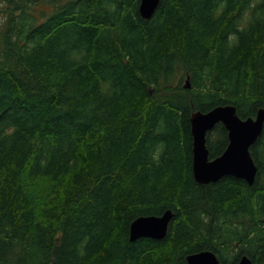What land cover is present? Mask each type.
Here are the masks:
<instances>
[{
  "label": "trees",
  "instance_id": "16d2710c",
  "mask_svg": "<svg viewBox=\"0 0 264 264\" xmlns=\"http://www.w3.org/2000/svg\"><path fill=\"white\" fill-rule=\"evenodd\" d=\"M0 2V264L264 262V131L254 185H203L190 123L264 107V0H161L151 19L140 0ZM207 144L220 156L226 129ZM168 209L165 238L130 241Z\"/></svg>",
  "mask_w": 264,
  "mask_h": 264
},
{
  "label": "water",
  "instance_id": "95a60500",
  "mask_svg": "<svg viewBox=\"0 0 264 264\" xmlns=\"http://www.w3.org/2000/svg\"><path fill=\"white\" fill-rule=\"evenodd\" d=\"M161 0H141L139 12L144 19H150L156 12ZM185 87L190 88L189 78ZM191 133L193 137V169L196 181L202 184L218 182L227 175L245 179L254 185L258 167L252 157L251 147L264 129V107L255 118L242 119L234 105H219L208 112L196 111L191 115ZM219 123L229 131V145L218 158L210 161L207 147V134ZM175 213L168 209L162 215H143L136 218L130 227V241L142 237L163 239ZM188 264H219L215 254L209 251L187 255ZM238 264H252L243 257Z\"/></svg>",
  "mask_w": 264,
  "mask_h": 264
},
{
  "label": "flooded vegetation",
  "instance_id": "af4514ba",
  "mask_svg": "<svg viewBox=\"0 0 264 264\" xmlns=\"http://www.w3.org/2000/svg\"><path fill=\"white\" fill-rule=\"evenodd\" d=\"M217 127V126H216ZM225 129H226V131H227V133H228V139H229V131H228V129L225 127V126H223ZM215 130V129H214ZM213 130V131H214ZM212 131V132H213ZM259 139V138H258ZM257 139V140H258ZM252 149V148H251ZM218 157V156H217ZM216 157H214V158H211L212 160L213 159H215ZM228 176H232V177H234V178H237V179H243V178H238V177H236V176H233V175H227V176H225V177H228ZM224 177V178H225ZM243 180H245V179H243ZM246 181V180H245ZM216 183V182H215ZM215 183H211V184H215ZM261 249V248H260ZM215 253V252H214ZM216 255H217V253H215ZM223 255H224V253H222ZM240 256V259L243 257V256H245V255H247V256H249L250 257V259H251V261H252V264H254V260H253V258L250 256V255H248V254H246V253H243V252H241L240 254H239ZM260 255V254H259ZM259 255H257V260L259 261L258 262V264H263L264 262H262V260L259 258ZM217 258H218V260H219V264H222V259L217 255ZM239 259V260H240ZM255 259V258H254ZM226 262V261H225ZM235 264H237V263H235Z\"/></svg>",
  "mask_w": 264,
  "mask_h": 264
},
{
  "label": "rangeland",
  "instance_id": "374dc122",
  "mask_svg": "<svg viewBox=\"0 0 264 264\" xmlns=\"http://www.w3.org/2000/svg\"><path fill=\"white\" fill-rule=\"evenodd\" d=\"M2 8L1 2H0V9ZM46 8V6H38L37 9L40 11L42 9ZM223 253L225 254L224 257L227 259V261H232L235 260V255H233V251L231 250L230 247L226 246V248L224 249Z\"/></svg>",
  "mask_w": 264,
  "mask_h": 264
},
{
  "label": "bare ground",
  "instance_id": "6f19581e",
  "mask_svg": "<svg viewBox=\"0 0 264 264\" xmlns=\"http://www.w3.org/2000/svg\"><path fill=\"white\" fill-rule=\"evenodd\" d=\"M157 10H158V8H157ZM157 10H156V11H157ZM155 13H156V12H155ZM155 13L153 14V16L155 15ZM153 16H152V17H153ZM152 17H151V18H152ZM151 18H150V19H151ZM193 174H194V169H193ZM194 178H195V176H194ZM195 180H196V179H195ZM197 182H198V181H197ZM198 183H200V182H198ZM201 184H202V183H201ZM173 218H174V217H173ZM131 224H132V223H131ZM130 227H131V226H130ZM209 251H210V250H209ZM211 252H212V251H211ZM188 255H189V254H188ZM249 258H250V257H249ZM241 260H242V258L237 262V264L240 263Z\"/></svg>",
  "mask_w": 264,
  "mask_h": 264
}]
</instances>
